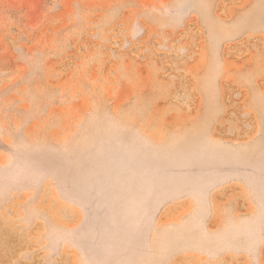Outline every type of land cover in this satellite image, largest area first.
<instances>
[{
  "label": "rangeland",
  "instance_id": "obj_1",
  "mask_svg": "<svg viewBox=\"0 0 264 264\" xmlns=\"http://www.w3.org/2000/svg\"><path fill=\"white\" fill-rule=\"evenodd\" d=\"M0 264H264V0H0Z\"/></svg>",
  "mask_w": 264,
  "mask_h": 264
}]
</instances>
